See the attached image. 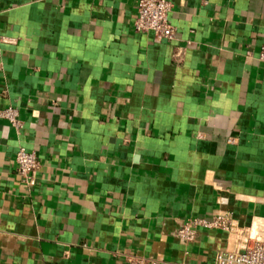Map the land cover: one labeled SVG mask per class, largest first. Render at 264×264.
<instances>
[{"label": "crops", "instance_id": "crops-1", "mask_svg": "<svg viewBox=\"0 0 264 264\" xmlns=\"http://www.w3.org/2000/svg\"><path fill=\"white\" fill-rule=\"evenodd\" d=\"M137 2L0 0V264H214L232 236L182 221L264 219V0H170L172 41Z\"/></svg>", "mask_w": 264, "mask_h": 264}, {"label": "built area", "instance_id": "built-area-1", "mask_svg": "<svg viewBox=\"0 0 264 264\" xmlns=\"http://www.w3.org/2000/svg\"><path fill=\"white\" fill-rule=\"evenodd\" d=\"M171 7L170 0H138L133 20L134 31L151 34L156 41L174 40L176 28L169 20ZM257 59L264 64V41L259 47ZM0 118L7 120L16 131L22 129L16 107L0 109ZM228 142L234 143L235 139L229 138ZM15 162L22 182L30 187L35 186L37 178L34 173L39 167L36 153L19 147ZM207 229L223 231L232 236L235 243L233 249L217 252L214 264H264V219L248 228H240L226 212H217L208 217L195 216L182 221L175 236L182 245H186L194 241L201 230ZM128 264L148 263L142 257L131 256Z\"/></svg>", "mask_w": 264, "mask_h": 264}]
</instances>
